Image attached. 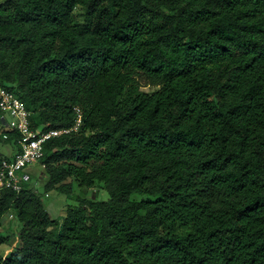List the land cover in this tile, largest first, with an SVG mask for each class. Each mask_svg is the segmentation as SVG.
Segmentation results:
<instances>
[{
    "label": "trees",
    "instance_id": "obj_1",
    "mask_svg": "<svg viewBox=\"0 0 264 264\" xmlns=\"http://www.w3.org/2000/svg\"><path fill=\"white\" fill-rule=\"evenodd\" d=\"M0 87L35 131L80 110L45 192L109 194L50 230L33 177L4 192L22 245L0 264H264V0H0Z\"/></svg>",
    "mask_w": 264,
    "mask_h": 264
},
{
    "label": "built area",
    "instance_id": "obj_2",
    "mask_svg": "<svg viewBox=\"0 0 264 264\" xmlns=\"http://www.w3.org/2000/svg\"><path fill=\"white\" fill-rule=\"evenodd\" d=\"M0 129L6 134L13 132L18 137L17 146L11 158L4 160L0 168V197L6 191L20 193L24 184L31 183L33 175L30 170L36 166L42 169L41 163L45 154V145L48 141L60 137L63 134L77 132L82 125L80 110L76 125L61 131H35L31 128L30 112L25 103L13 92L0 87Z\"/></svg>",
    "mask_w": 264,
    "mask_h": 264
},
{
    "label": "rangeland",
    "instance_id": "obj_3",
    "mask_svg": "<svg viewBox=\"0 0 264 264\" xmlns=\"http://www.w3.org/2000/svg\"><path fill=\"white\" fill-rule=\"evenodd\" d=\"M81 19V18H80ZM159 90V87H143L142 91L152 94ZM1 135V131H0ZM15 148L9 144L3 143L0 137V153L4 155L12 156ZM33 175L32 184L35 186V190L42 196L45 208L47 209L51 220L55 224L50 230H58L63 222V218L66 216L68 209L78 206L79 198H88L107 201L109 200V194L105 189V186L101 183L95 185L94 188L81 187L74 179L68 180L66 183L72 185L73 196L61 194L57 191L45 192V184L47 182V175L40 166H36L30 170ZM147 196L134 195L133 201L139 202L147 200ZM22 224L18 221L15 214L10 211L2 219L0 224V255L6 257L9 253L20 248L22 243L20 239V232Z\"/></svg>",
    "mask_w": 264,
    "mask_h": 264
}]
</instances>
